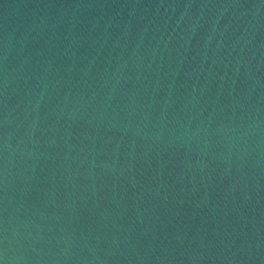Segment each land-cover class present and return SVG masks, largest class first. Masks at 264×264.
<instances>
[{
    "label": "water",
    "instance_id": "water-1",
    "mask_svg": "<svg viewBox=\"0 0 264 264\" xmlns=\"http://www.w3.org/2000/svg\"><path fill=\"white\" fill-rule=\"evenodd\" d=\"M0 264H264V0H0Z\"/></svg>",
    "mask_w": 264,
    "mask_h": 264
}]
</instances>
